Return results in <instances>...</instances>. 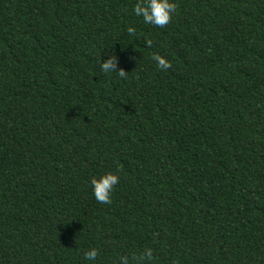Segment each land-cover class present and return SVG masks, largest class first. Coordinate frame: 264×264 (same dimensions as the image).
Masks as SVG:
<instances>
[{"label":"trees","instance_id":"obj_1","mask_svg":"<svg viewBox=\"0 0 264 264\" xmlns=\"http://www.w3.org/2000/svg\"><path fill=\"white\" fill-rule=\"evenodd\" d=\"M136 3L0 0V264H264V0Z\"/></svg>","mask_w":264,"mask_h":264},{"label":"clouds","instance_id":"obj_2","mask_svg":"<svg viewBox=\"0 0 264 264\" xmlns=\"http://www.w3.org/2000/svg\"><path fill=\"white\" fill-rule=\"evenodd\" d=\"M176 10L174 0H138V3L132 8V13L136 17L142 19L144 24L163 28L166 26ZM129 33H134L135 28L129 27ZM151 41H145L147 47H151ZM152 59L156 62L160 70H166L171 65L164 58L154 55ZM101 71L104 73L117 72L120 76L125 75V71L118 68L117 58L114 54L109 55L106 59H101ZM119 177L113 173H104L99 176H94L90 179L91 192L94 199L103 204L111 203V194L117 185ZM98 257V250L90 248L83 253V258L92 264ZM152 259L151 249H145L143 253L132 257L120 256L119 264H145L146 261Z\"/></svg>","mask_w":264,"mask_h":264}]
</instances>
